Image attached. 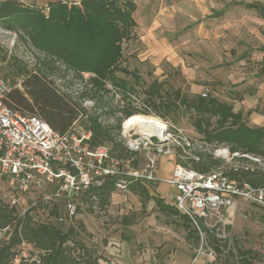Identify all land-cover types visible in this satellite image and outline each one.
<instances>
[{"label": "trees", "instance_id": "1", "mask_svg": "<svg viewBox=\"0 0 264 264\" xmlns=\"http://www.w3.org/2000/svg\"><path fill=\"white\" fill-rule=\"evenodd\" d=\"M70 3L71 0H54L47 5L48 15L45 16L39 8L22 5L16 0L0 1V29L15 34L20 42L38 53L32 68L16 56L7 60L14 81L5 102L13 111L36 116L61 134L78 122L91 132V147L110 144L112 156L132 159L134 166L138 165V161L133 159L136 153L123 147L118 139L120 126L123 119L150 112L161 119L187 116L194 132L211 149L224 147L230 155L238 153L264 160V124L249 127L240 111H233L232 105L209 95L206 98L188 96L178 89L168 88L166 82L156 78L144 85L137 71L122 66L126 61L123 43L133 39L136 27L133 19L136 4L133 0H80L78 5ZM245 7L253 8L258 18L264 19V7ZM117 73L125 77H118ZM54 74L57 77L53 78ZM56 80L65 81L63 85L71 87L82 84L81 92L76 97L65 95L55 87ZM115 90L121 94V106L114 103ZM134 94L143 96L140 103L144 108L138 109L133 105L131 95ZM88 100L93 102L89 109L83 106ZM117 112L121 118H114ZM103 115L114 118L113 124H105L101 120ZM187 149L185 145L178 147L176 156L180 158ZM183 156L187 161L178 159L177 164L201 174H208L223 163L209 153ZM233 160L245 161L242 157ZM223 174L238 186L264 187V174L258 168L245 170L243 165L234 167L232 163L223 168ZM112 184L106 179L101 186L89 188L79 201L87 206L89 213H94V205L101 211L105 210L114 192ZM129 192L139 197L142 206L153 200L161 214L184 219L186 239L192 238L196 244L199 243V233L190 219L180 215L174 206L150 197L148 189L140 183L131 184ZM37 202L40 204L37 206L48 210V219L55 217L56 222L61 223L57 220L60 215L54 203ZM15 208L0 201V231H5L0 239V264H13L15 255L20 257L19 264H36L30 261L36 254L39 264H98L101 260L100 255L78 238L80 230L85 232L81 223L77 227L78 232L72 226L62 231L50 221H35L29 210L20 215ZM78 212L79 208L76 214ZM200 229L206 231L202 225ZM213 233L206 231L214 240V250L220 253L219 240L214 239ZM23 244L36 251L30 259L21 256ZM237 250L242 264H251L255 259L250 250L244 251L238 246Z\"/></svg>", "mask_w": 264, "mask_h": 264}, {"label": "rangeland", "instance_id": "2", "mask_svg": "<svg viewBox=\"0 0 264 264\" xmlns=\"http://www.w3.org/2000/svg\"><path fill=\"white\" fill-rule=\"evenodd\" d=\"M16 1L37 7L47 16V5L54 0ZM133 1L136 4L133 14L136 27L133 39L123 43L126 61L122 66L137 71L144 85L156 78L166 82L168 88L178 89L188 96L200 95L207 88L209 97L232 105L235 112L240 111L248 126L264 124V19L261 22L253 8L245 7H264V0ZM11 56L18 57L32 68L38 53L20 42L15 34L0 29V80L10 88L14 78L7 60ZM117 76L125 77L120 73ZM137 89L141 90L140 87ZM131 98L137 103L135 105H140L143 96L134 94ZM86 108L89 109L90 105ZM137 115L168 124L171 138L175 140L169 138L170 141H165L168 154L159 162L160 176L164 175L163 163L171 170L178 159L187 161L183 155L194 156L196 153H209L222 160L220 168L215 170L226 169L232 163L237 166L245 163L231 161L226 154L221 155L218 150H227L224 147L211 149L206 146L190 126L187 116L161 119L153 112ZM109 118L103 115L101 120L112 125ZM123 125L118 139L123 147L129 149L124 140ZM186 142L191 146L178 158L176 150ZM105 145L111 147L110 144ZM235 158L238 160L240 157ZM133 159L141 165L143 151L137 152ZM148 188L151 194H157L153 185ZM114 192L118 199L109 200L105 210L89 213L87 206L82 204L72 221L66 219L58 223L55 217L48 219L45 207L37 206L40 204H37L38 200L34 202V193H16L6 179H0V201L15 206L20 215L29 210L35 221H50L62 231L72 226L78 232L77 227L81 223L85 232L80 230L78 238L102 257L98 264H180L190 263L194 256H198L201 264H242L237 246L254 253L255 259L251 264H264V209L252 203L237 198L230 225L219 233L220 237L213 233L221 249L217 253L213 248L214 240L206 234L207 230L212 232L208 227L211 222L205 223L207 228L202 225L206 231H201L199 246L194 251L190 247L194 241L185 239V230L158 213L153 201L142 206L140 199L130 192ZM174 196L169 201L172 205ZM54 204L59 215H63V203L57 201ZM4 233L0 231V239ZM21 248L23 258L30 259L36 253L28 244L21 245Z\"/></svg>", "mask_w": 264, "mask_h": 264}, {"label": "built area", "instance_id": "3", "mask_svg": "<svg viewBox=\"0 0 264 264\" xmlns=\"http://www.w3.org/2000/svg\"><path fill=\"white\" fill-rule=\"evenodd\" d=\"M79 2L71 0L70 4L78 5ZM83 77L87 78V75ZM55 87L65 95L76 97L81 92L82 84L68 88L61 81H55ZM10 90L0 80V179H6L16 193H34V202L63 203L64 214L58 217L59 222L74 218L77 209L83 206L79 197L89 188L101 186L106 179L112 181L115 191L123 193H127L133 183L145 187L161 183L173 186L177 192L174 197L176 208L190 219L199 235L201 225L207 228L205 223L211 222L208 227L220 237L219 233L230 225L234 217L237 198L264 209V187L252 188L247 184L238 186L223 174V170L201 174L174 164L169 177L158 176L159 162L168 154L165 141L171 138L170 127L166 123H163L159 134L147 135L137 126L124 131L128 150L136 154L140 151L144 153L143 163L134 166L132 159L112 156L107 145L91 147V132L78 122L61 134L36 116L13 111L5 102ZM207 95L208 89L205 88L200 96L206 98ZM113 100L115 104L123 105L121 94L118 95L116 91H113ZM86 105L92 107L93 102L85 101L83 106L86 108ZM135 107L144 108L141 104ZM116 117H122L120 112H117ZM131 117L123 119L122 123ZM114 118L110 117L109 123ZM185 146L191 144L186 142ZM218 152L226 154L231 161L235 157H242L245 159L242 164L245 170L258 168L264 174L263 159L238 153L230 155L227 150ZM234 167L237 165L234 164ZM92 210L96 213L101 209L94 205ZM19 258L15 255L13 264L18 263ZM30 261L39 264L38 254Z\"/></svg>", "mask_w": 264, "mask_h": 264}, {"label": "crops", "instance_id": "4", "mask_svg": "<svg viewBox=\"0 0 264 264\" xmlns=\"http://www.w3.org/2000/svg\"><path fill=\"white\" fill-rule=\"evenodd\" d=\"M200 6V5H199ZM135 13V12H134ZM133 19H134V16H133ZM261 20V22H263L264 20L263 19H260ZM263 20V21H262ZM262 126V125H261ZM250 127V126H249ZM256 127H258V126H256ZM161 167V166H160ZM160 167L158 168V171H157V174H158V176H160V174H159V169H160ZM161 169H164V175H161L160 177H162V178H167V177H169L170 176V167H168V166H166L165 165V163H163L162 164V168ZM154 188V190L156 189L157 191H156V193L157 194H151L150 192H151V190L148 188V187H146L147 189H148V192H149V196L150 197H153V198H158V199H162L163 201H164V203L165 204H168V205H171V206H174L175 208H176V206H175V204H174V198H173V205H172V203L170 204L169 203V201L172 199V197L174 196V195H176V190H175V188L173 187V186H168V185H165V184H158V185H154L153 186ZM129 192V191H128ZM127 192V193H128ZM133 195V194H132ZM133 196H135V195H133ZM137 197V196H136ZM175 197V196H174ZM139 198V197H138ZM118 199V195L115 193V192H113L112 194H111V196H110V200L112 201H116ZM150 201H153V200H150ZM140 202H141V200H140ZM149 202V201H148ZM153 204H154V201H153ZM154 207H155V209H156V211L158 212V213H160L159 211H158V209L156 208V206H155V204H154ZM81 209V208H80ZM177 209V208H176ZM178 210V209H177ZM94 212V211H93ZM178 212H179V214L180 215H184V214H182L179 210H178ZM161 214V213H160ZM164 217H166L167 219H170V220H173V222H175V224H176V226L177 227H181V228H183V230H184V222H185V220L184 219H182V218H180V217H177V216H165L164 214H162ZM185 216V215H184ZM186 223V222H185ZM186 232V231H185ZM187 238V233H186V237H185V239ZM187 240V239H186ZM189 240H193L192 238L191 239H189ZM199 246V244L197 243H195V242H193V244H191V248L194 250V251H196V249H197V247ZM193 259H194V261H193ZM192 259V261L190 262V263H187V261H185L184 263H180V264H191V263H193V264H201V260L200 261H198V256L196 257V256H194V258ZM198 261V262H197Z\"/></svg>", "mask_w": 264, "mask_h": 264}, {"label": "bare ground", "instance_id": "5", "mask_svg": "<svg viewBox=\"0 0 264 264\" xmlns=\"http://www.w3.org/2000/svg\"><path fill=\"white\" fill-rule=\"evenodd\" d=\"M137 126L139 130L147 135L159 134L160 130L163 128V123L152 117L144 116H132L128 121L123 125L125 131L131 127Z\"/></svg>", "mask_w": 264, "mask_h": 264}]
</instances>
